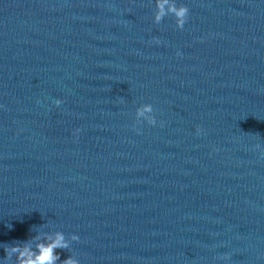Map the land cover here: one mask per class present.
<instances>
[{
	"label": "water",
	"instance_id": "1",
	"mask_svg": "<svg viewBox=\"0 0 264 264\" xmlns=\"http://www.w3.org/2000/svg\"><path fill=\"white\" fill-rule=\"evenodd\" d=\"M176 3L0 0V264H264V0Z\"/></svg>",
	"mask_w": 264,
	"mask_h": 264
},
{
	"label": "clouds",
	"instance_id": "2",
	"mask_svg": "<svg viewBox=\"0 0 264 264\" xmlns=\"http://www.w3.org/2000/svg\"><path fill=\"white\" fill-rule=\"evenodd\" d=\"M156 3L157 11L153 13V21L155 23L161 22L162 18L172 14L175 18V24L177 28H183L184 24L188 19L189 9L183 4H177L176 0H172L169 4V0H154ZM165 5H169L167 11L165 10ZM153 39H156L153 37ZM159 41L157 40V43ZM180 53L177 52V55ZM56 105H60L62 101L57 99L55 101ZM153 107L151 105H144L143 110L138 109L137 114L143 116L144 112H152ZM149 125H154L156 123L154 115L148 119L147 122ZM79 131V130H77ZM139 131V129H136ZM202 129L197 126V133L201 132ZM259 147V145H258ZM261 155H264V149L261 150ZM8 228H11V224L6 225ZM48 240L47 243H37L35 250L28 244L24 242L23 244H5L3 250L5 253V258L10 260L15 256L16 264H56L60 259L59 254L56 252V249H68L70 247L68 240L65 239V236L62 232H56L53 236L46 237ZM73 241L78 240L79 237L75 234L71 236ZM222 259H227L225 254ZM62 264H78V260L69 255L62 261Z\"/></svg>",
	"mask_w": 264,
	"mask_h": 264
}]
</instances>
